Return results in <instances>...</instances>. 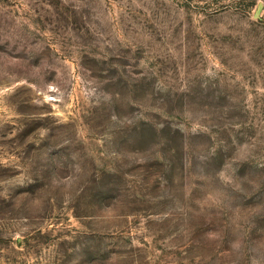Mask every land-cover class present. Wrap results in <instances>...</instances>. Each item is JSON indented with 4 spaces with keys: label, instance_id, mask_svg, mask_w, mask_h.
I'll list each match as a JSON object with an SVG mask.
<instances>
[{
    "label": "rangeland",
    "instance_id": "rangeland-1",
    "mask_svg": "<svg viewBox=\"0 0 264 264\" xmlns=\"http://www.w3.org/2000/svg\"><path fill=\"white\" fill-rule=\"evenodd\" d=\"M0 264H264V0H0Z\"/></svg>",
    "mask_w": 264,
    "mask_h": 264
},
{
    "label": "water",
    "instance_id": "water-1",
    "mask_svg": "<svg viewBox=\"0 0 264 264\" xmlns=\"http://www.w3.org/2000/svg\"><path fill=\"white\" fill-rule=\"evenodd\" d=\"M261 8H262V4L259 3L258 6H257V8H256V11H255V13H254V16H258V14H259Z\"/></svg>",
    "mask_w": 264,
    "mask_h": 264
}]
</instances>
